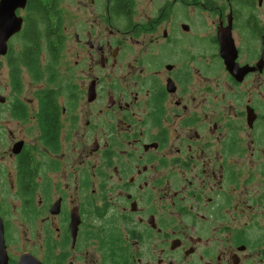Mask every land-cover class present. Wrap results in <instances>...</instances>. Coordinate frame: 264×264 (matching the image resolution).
I'll return each mask as SVG.
<instances>
[{"label":"flooded vegetation","instance_id":"af4514ba","mask_svg":"<svg viewBox=\"0 0 264 264\" xmlns=\"http://www.w3.org/2000/svg\"><path fill=\"white\" fill-rule=\"evenodd\" d=\"M18 5L0 264H264V0Z\"/></svg>","mask_w":264,"mask_h":264},{"label":"water","instance_id":"95a60500","mask_svg":"<svg viewBox=\"0 0 264 264\" xmlns=\"http://www.w3.org/2000/svg\"><path fill=\"white\" fill-rule=\"evenodd\" d=\"M12 0L0 1V55H4L7 50V40L20 30L21 18L16 17L11 6ZM25 0H19L18 6H23ZM4 97L0 94V102ZM19 264H34L33 260L23 257Z\"/></svg>","mask_w":264,"mask_h":264},{"label":"rangeland","instance_id":"374dc122","mask_svg":"<svg viewBox=\"0 0 264 264\" xmlns=\"http://www.w3.org/2000/svg\"><path fill=\"white\" fill-rule=\"evenodd\" d=\"M73 37V36H72ZM73 41V40H72ZM71 38H69L68 40V43H71ZM74 58V57H73ZM6 73H5V69L3 67V61L2 59L0 58V92H2V94H9V90H6L5 89V84L9 83L8 80H6ZM15 84V83H14ZM10 98H9V103L8 104H5L4 105V108H0V120L2 121V110H6V113H7V107H9V104L11 101H15L16 99H18V97L16 96H13L11 94L8 95ZM34 106V105H33ZM2 109V110H1ZM11 123L8 124L7 128H6V137H8V133H7V129H12L13 132L16 134V132L20 129V124H18V121L16 118L12 117V119H10Z\"/></svg>","mask_w":264,"mask_h":264},{"label":"trees","instance_id":"16d2710c","mask_svg":"<svg viewBox=\"0 0 264 264\" xmlns=\"http://www.w3.org/2000/svg\"><path fill=\"white\" fill-rule=\"evenodd\" d=\"M46 16H47V22H43L42 23V26L40 27L41 30L46 29L48 27V25L50 24L51 20H52V18L49 17L48 14H46ZM59 29H60V26H57V28H56V36H57L56 41H58V42L60 41V37H61ZM45 103H46V105H48V108L52 107V103L53 102H52V99L49 97L48 93H47V99H46Z\"/></svg>","mask_w":264,"mask_h":264}]
</instances>
